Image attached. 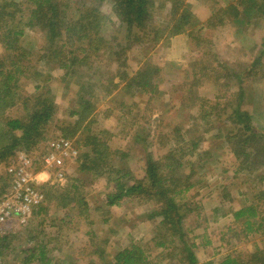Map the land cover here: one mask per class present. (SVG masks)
<instances>
[{"label": "rangeland", "instance_id": "obj_1", "mask_svg": "<svg viewBox=\"0 0 264 264\" xmlns=\"http://www.w3.org/2000/svg\"><path fill=\"white\" fill-rule=\"evenodd\" d=\"M7 1L16 6L20 2L17 10L22 13L16 12V17L26 16V1ZM155 1L158 6V0ZM83 3L85 1L78 0L77 5L81 6ZM238 3L240 10L248 6L242 0H184V7L196 21L193 28H188L185 33L177 36H170V28L165 23L169 12V6L166 5L165 8L156 10L151 23L152 28L157 27L162 34L158 41H154L152 30H147L149 32L146 38L141 36L143 30L139 28L132 29L128 34L126 27L119 26L118 21L113 18L110 4L102 3L99 12L107 22L102 21L97 32L108 42H111V36H115L117 45L125 49V62L122 66L115 60V55L108 57L109 59L107 54L100 56L102 60L97 66L99 70L91 81L95 82L98 76L101 77L104 88L91 96L93 108L86 118L81 115L83 120L79 115L81 108L79 110L76 104V95L84 79L82 75L87 76L86 67L79 70V76L62 80L66 71L53 65L56 60L45 63L39 61L45 47V37L35 28H24L18 42V47L28 53L25 60L16 62L14 56L6 59L4 46L0 44V60L5 62V68L14 72L11 67H29L30 72L28 77L22 73L15 74L19 97L2 112L0 120L22 118L27 112L32 114L40 108L35 96L40 95L39 98L53 104L51 120L46 125L39 126L36 134L12 149L6 159L0 162V184L5 181L11 183L21 170L34 181L45 197L49 189L53 190L50 193L59 197L55 199L48 195L49 201L45 200L43 203L47 211L37 217L33 215L25 225L12 223L2 228L0 237L6 236V239L0 244V264H22L25 255L32 253L34 248L37 249L34 255L38 257L41 252L39 245L44 247L43 262L46 264H103L105 260L101 261L102 258L97 256L98 250L112 260L117 251L132 244L143 245L153 264H178V258L172 251L154 248L149 241L160 221V218H148L149 213L158 208L151 199L133 194L123 196L117 204L108 206L107 196L114 194V189L108 182L107 175L94 177L89 171H85L87 174L77 172L84 155L93 159L90 148L84 145L85 138L96 135L97 142L108 148L106 158L109 164L120 167L119 169L126 167L129 174H132L131 178L140 181L144 178L146 154L151 153L154 159H160L169 148L174 147L173 142L163 139L173 133L175 126L181 128L180 134L188 144L187 132L196 130L198 135L201 134V138L197 134L192 137L197 140L195 149L187 144L189 149L195 151L192 158L187 160H191L192 166L189 167L195 171L194 177L199 180V184L182 199L193 209L183 220V225L188 243L196 246L193 252L198 263L217 264L227 255H239L241 261H245L256 246L264 250V237L259 235L245 238L241 234L238 240L234 237L227 238L230 235L228 229H240L239 226L232 225L227 210H237L257 203L254 198L256 192L261 190L264 193V168L259 171L238 172V163L225 141L221 138H212V142L206 140L217 134L218 125H215L224 121V117L237 105L238 84L234 78L230 79L232 72H228L226 76L229 82L220 79L218 86L213 85L215 75L209 69L205 75H200L205 71L200 69L205 65L201 64V53H212L218 61L233 65L232 70L241 73L240 68L249 65L262 50L264 21L255 23L253 18L241 14L243 21H250L251 25L240 28L238 32L236 26H213L224 9ZM196 31L201 36L200 44L187 36V33ZM136 36L139 37L138 40ZM56 44L57 42L55 46ZM79 48L83 50V46L79 47V43L75 42L74 48L68 50L80 58L82 52L77 50ZM70 57L68 54L67 58ZM146 67L159 71L153 81L158 85L157 93L151 96L148 92L139 91L140 94L132 88L126 94L124 87L128 81L138 72H144ZM257 68L258 71L254 72L251 79H243L241 87L247 92L245 91L246 97L240 108L250 116L253 128L257 132H264V55ZM34 70L40 77L32 75ZM106 73L108 77H102ZM121 73L126 77H120ZM190 86L196 91L194 94L197 98L208 101V106L219 104L218 109H214L208 116L207 122L201 117L197 118L200 112L198 106L190 107L189 102H184L186 108H180ZM35 87L41 89L35 91ZM137 89L140 90L139 87ZM108 90L111 93L108 94ZM226 102H233L234 106L222 110ZM219 127L221 132L218 134L224 136L228 132H238L242 125L224 123ZM14 134L16 137L22 135L21 132ZM137 139H144L145 146L142 147L141 142L137 143ZM30 141L31 147L26 148L25 143ZM58 141L67 142L74 154L67 158L57 157L50 165H46L43 158L49 152V145ZM208 145L218 148L214 149L207 160L199 161L198 153L202 155ZM179 146L180 143L176 148ZM187 171L189 168L184 173L187 174ZM74 179H79L81 185L75 194L68 189ZM67 192V199L74 195L75 200L69 206H62L60 198L66 196ZM224 193L227 194L225 198L222 197ZM195 205L198 208H194ZM224 214L226 216L223 217ZM205 241H210V244L204 245ZM24 252L27 253L24 255ZM34 261L31 264H40L37 259Z\"/></svg>", "mask_w": 264, "mask_h": 264}, {"label": "trees", "instance_id": "obj_2", "mask_svg": "<svg viewBox=\"0 0 264 264\" xmlns=\"http://www.w3.org/2000/svg\"><path fill=\"white\" fill-rule=\"evenodd\" d=\"M6 1L0 0V44L4 46L3 49L6 59L7 57L14 56L16 62H20L28 56L25 49L22 51L18 47V42L23 35L24 28L28 27L39 30L43 34V37H45V47L43 48V54L38 58L39 61L45 63V61L54 60L55 62L56 60L53 65L56 68H63L66 71L62 80L69 78L71 80L75 75L79 76V70L86 67V71H88L87 76L90 77L82 75L84 79L76 95V104L79 110L81 108L79 111L81 120H83L81 115H84V118H86L93 108L91 96L104 88L103 84H101V77L98 76L95 82L91 81L97 75V70H99L97 66L100 65L102 60L100 56H106L107 54L106 57L108 58L115 55V60L122 66H124L125 62V49H121L117 45L115 36H111V42H108L101 36L99 31L97 32V29L99 27L101 28L102 21L103 23L105 22V19L99 12V7L102 3L108 2L110 4L113 18L118 21L119 26L126 27L128 34L132 29L139 28L143 30L141 36L146 38L149 32L147 30H152L155 36L154 41L161 39L162 34L157 27L152 28L151 23L153 22L156 10H161L166 5L169 6V12L165 23H167V28H170V36L185 33L186 29L194 27V22L196 21L189 10L184 7V0H158V6L155 5V0H83L85 3L81 4V6L77 5L78 0H24L27 5L25 7L26 16H19V18L16 17V12L22 13V11L17 10L20 2L16 6L13 2ZM242 1H246L248 6L240 10V3L229 5L221 12V16L214 21L213 26L215 28L216 25L236 26L238 32L240 28H246L251 25L250 21H243L241 14L253 18L255 23L260 20L264 21V0ZM187 36L197 41L198 44L201 43V36L198 31L187 33ZM135 38L138 40L139 37L136 36ZM56 42L57 44L55 46ZM75 42L79 43V47L83 46V50L82 48L77 49L79 52H82L80 58L68 50L74 48ZM261 46L262 50L259 52V56L253 59L249 65L240 68L242 69L241 73L234 72L232 70L233 65L222 63L220 60L218 61L214 54H209V52L201 53V64L205 63L206 66L204 64L201 66V71H205L204 73H200V75H205L208 69L213 72L215 75L213 85L218 86L220 79L228 81L226 78L228 72L233 73L230 79L234 78L237 80V105L234 106L233 102H226L224 104L226 106L222 110L228 106L233 105L234 107L224 117V121L215 125V127L218 125L217 134L206 140L212 142L216 138L223 139L238 163V172L259 171L264 168V132H257L251 125L250 116L240 108L241 102L243 99L245 100V93L247 92L241 86L244 80L251 79L254 72L258 71L257 66L261 57L264 55V41ZM196 47L198 49L200 48L199 45H196ZM68 54L71 55L69 59L67 58ZM210 60H213V62H210ZM2 61L0 60V115L6 108L12 106L19 97L16 92L15 74L22 73L28 77L30 73L29 67L22 69L19 66L11 67L14 68V72H11V69L9 70L4 67L5 62L3 63ZM34 72L32 74L33 76L40 77L37 71L34 70ZM158 72L157 69H149V67H146L144 72H138L133 79L128 81L124 87V91L127 94L133 88L132 90H137L138 93L148 92L151 96L155 95L158 90V85L157 83H153V81ZM105 76L108 77V73L102 77ZM120 77L125 78L126 76H124V73H121ZM107 80L110 83V79L108 78ZM225 80L224 82L227 84ZM69 82L66 81V83ZM113 87H116V85H113ZM40 89L41 87H35V91H39ZM109 93H111L110 90H108ZM194 93L196 94V91L190 86L186 92L187 95L181 101L180 108H186L184 102H189L188 105L190 107L198 106L200 112L197 118L201 117L204 122H207L208 116H210L214 109H218L219 104L215 103L213 106H208L209 103L207 100L197 98ZM39 97L40 95L35 96V100L40 108L32 114L29 115L27 112L22 118H8L5 121L0 120V162L6 159L12 149L22 144V142H26L31 135L36 134L39 126L46 125L51 120L53 104L51 102L47 103L46 99ZM224 123L233 126L240 124L242 127L234 134L228 132L222 136L218 134L221 132V127L219 126L224 125ZM180 129L178 126H175L173 133H169L167 139H163L167 142H173L175 145L173 148H169L162 158L154 159L151 153L146 154L144 178L140 181L132 179V174H129L126 167L125 169H119L120 167H113L109 164L106 158L108 156V148L104 147V144L97 142L96 135L85 138L86 142L84 145L90 148L89 150L91 155H93V159L90 160L87 155H84L77 172L87 174L85 171H89V174H93L94 177H99L103 174L107 175V180L113 185L114 189V194L107 196L108 201L106 205L108 206L117 204L118 200L123 196H132L133 194L137 196L144 195L147 200L151 199L150 201L154 202L158 208L155 211H151L148 218L152 219L156 217L160 218V221L155 226L154 232H152L149 240L150 243L152 242L154 248L162 249V251H172V254L178 258V264H199L193 252L196 246L193 243H188L187 232L183 225V220L188 214L193 212V209L182 201L183 196L199 184V180L194 177L195 171L189 167L192 166L191 160H187L188 158H192L195 151L187 147L188 143H185L183 136L180 134ZM16 132H21V137H16L14 134ZM86 132L89 133L88 131ZM195 134L198 135L196 130L186 133L189 136L188 145L192 149L197 147V140L192 138ZM198 136L201 138V134ZM160 140L162 141V138ZM136 141L137 143L141 142L142 147L145 146L144 139L141 141L137 139ZM179 143L181 146L176 148ZM31 144L32 141L25 143V147L28 148ZM216 148L218 147L208 145L203 150L202 155L198 153V160H207ZM187 168H189V171L185 174L184 170ZM129 182L132 184L129 185ZM9 186L10 181H5L0 184V197L7 192ZM80 186V180L74 179L68 186V189L72 190L74 192L73 194H75ZM49 190L46 197L44 195V202L45 200L49 201V196L55 199L58 197L56 194L53 195V193H50L53 191L52 189ZM68 194L67 192L65 194L66 196L60 198L61 203H63L62 206H69L74 202V195L67 199ZM223 196L225 198L227 194L224 193ZM254 198L257 200L256 204L241 207L237 210H227L228 215L232 219V225L234 227H240L237 230L238 232L235 228L228 229L230 234L227 237L228 239L234 237L238 240L241 234L245 238L251 235L264 237V193L261 190L257 191ZM65 199H67V202ZM194 208H198L197 205ZM218 210L221 209L219 208ZM46 211L47 208L42 204L33 211V215L37 217ZM216 211L217 209L214 210V212ZM222 216L224 217L226 215L224 214ZM5 239L6 236L0 237V244L1 242H5ZM209 244L210 241H205L204 243L206 246ZM39 249L41 252L38 257L34 255V252L37 250L36 248L31 250L32 253L24 252V255L25 253L27 255L23 258L22 264H31L36 259L40 264H46L45 261L43 262L44 247L39 245ZM1 253L2 249L0 247V255ZM97 256L102 258L101 261L103 259L105 260L103 264H153L143 245L132 244L125 249H121L115 253L112 260L109 259L108 255H104L103 251L98 250ZM246 257L247 260L241 261L239 255H227L217 264H264V250L257 246ZM203 264L212 263L206 262Z\"/></svg>", "mask_w": 264, "mask_h": 264}, {"label": "built area", "instance_id": "obj_3", "mask_svg": "<svg viewBox=\"0 0 264 264\" xmlns=\"http://www.w3.org/2000/svg\"><path fill=\"white\" fill-rule=\"evenodd\" d=\"M43 158L50 165L57 157L73 156L67 142L58 141L49 145ZM44 202V195L32 179L20 171L11 180L7 192L0 197V233L3 227L17 223L25 225L33 217V211Z\"/></svg>", "mask_w": 264, "mask_h": 264}]
</instances>
